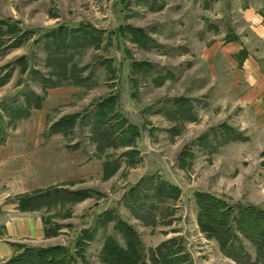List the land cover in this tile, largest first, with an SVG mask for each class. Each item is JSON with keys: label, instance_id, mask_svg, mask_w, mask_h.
Listing matches in <instances>:
<instances>
[{"label": "rangeland", "instance_id": "1", "mask_svg": "<svg viewBox=\"0 0 264 264\" xmlns=\"http://www.w3.org/2000/svg\"><path fill=\"white\" fill-rule=\"evenodd\" d=\"M0 144L26 264H264V0H0Z\"/></svg>", "mask_w": 264, "mask_h": 264}, {"label": "crops", "instance_id": "2", "mask_svg": "<svg viewBox=\"0 0 264 264\" xmlns=\"http://www.w3.org/2000/svg\"><path fill=\"white\" fill-rule=\"evenodd\" d=\"M12 150L11 146L0 144V231L2 235L5 236L0 237V263L7 261L16 253L17 244L14 243V241H16L14 239L15 237L38 239L43 236L42 226L38 219H32L31 222L29 221V217H27L28 221L23 220L22 222H16L14 220V216L21 220L17 214L20 212L18 208L19 196L31 192L33 188L36 187H32L27 180L25 181L24 177H18L22 180L19 181L17 178V180L14 181L11 180L8 175L3 176L4 174L1 173L5 171L7 167H10V164L7 166V162L12 158L9 159V154H12ZM38 165L41 164L39 163ZM42 166L43 165H41V167ZM55 166H57L56 163ZM59 166H61L60 162ZM41 167L39 168L42 169ZM42 173V170H39L38 176Z\"/></svg>", "mask_w": 264, "mask_h": 264}, {"label": "trees", "instance_id": "3", "mask_svg": "<svg viewBox=\"0 0 264 264\" xmlns=\"http://www.w3.org/2000/svg\"><path fill=\"white\" fill-rule=\"evenodd\" d=\"M207 213L208 214H217L218 215V213H217V211H215L214 210V208H210V209H208V211H207ZM256 215H258V213H255ZM221 216H222V218H224V219H227L228 218V214L226 213V212H224V213H221L220 214ZM260 215V214H259ZM261 216V215H260ZM258 217V216H256V218L258 217L259 218V220H260V218L261 217ZM257 220L258 219H254V223H255V225L254 226H257L258 224H256L257 223ZM262 220V219H261ZM223 223H224V221H223ZM258 223H259V221H258ZM246 225H248L247 224V222H246ZM246 229V228H245ZM109 244V243H108ZM57 248V247H56ZM25 249V251H24V253H26L25 254V258H27L28 257V255H27V253H29L28 252V249L29 248H24ZM23 249V250H24ZM110 249H111V247H110ZM29 250H32V249H29ZM38 251H39V253H42V254H45V253H47V252H49L50 250H48V249H45V248H41V249H38ZM23 252H19V253H16V255H14V256H12L11 258H9L7 261H5L6 263H4V264H15V263H17V264H26V263H24L23 261H21V259H22V257L24 256V255H22V254H24ZM120 253V252H119ZM30 255H35V256H31L32 257V259H34V260H37L38 258H39V256L40 255H38V254H30ZM27 260V262H30L29 261V259H26ZM21 261V262H20ZM29 264V263H28Z\"/></svg>", "mask_w": 264, "mask_h": 264}]
</instances>
